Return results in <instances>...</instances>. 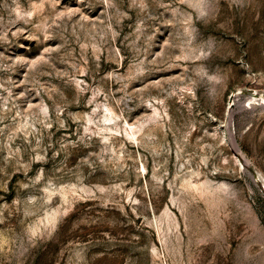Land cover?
I'll use <instances>...</instances> for the list:
<instances>
[{
	"label": "rangeland",
	"instance_id": "1",
	"mask_svg": "<svg viewBox=\"0 0 264 264\" xmlns=\"http://www.w3.org/2000/svg\"><path fill=\"white\" fill-rule=\"evenodd\" d=\"M253 93L264 0H0V264H264Z\"/></svg>",
	"mask_w": 264,
	"mask_h": 264
},
{
	"label": "bare ground",
	"instance_id": "2",
	"mask_svg": "<svg viewBox=\"0 0 264 264\" xmlns=\"http://www.w3.org/2000/svg\"><path fill=\"white\" fill-rule=\"evenodd\" d=\"M235 94H233V96H232V98H235ZM255 103V102H257V103H260V104H264V94H257V93H253L252 94V96L249 98V102H248V104L250 105V104H252V103ZM246 104H247V102H246ZM231 105V104H230ZM243 105V104H242ZM241 107V106H240ZM229 110H231V109H229ZM226 114V113H225ZM231 115V114H230ZM231 117V116H230ZM229 119V118H228ZM229 124V126H230V123H228ZM130 131H131V135L133 136L134 135V133H135V131H134V128L132 127V126H130ZM231 132V131H230ZM231 145H232V147H233V149H235V151L238 153V157H239V159L240 160H238L239 161V163H240V165H245V164H247V159H246V157H245V155L242 153V151L238 148V146L236 145V143L234 142V140L232 139L231 140ZM189 188H191V189H193V190H196V191H199L200 193H202V192H204V193H211L212 192V190L209 188V187H206V188H204L203 190H199V188L198 187H196V186H194V187H192V186H190L189 185ZM163 242V244H165L166 243V241L165 240H163L162 241ZM156 251V250H155ZM156 254H157V252H155Z\"/></svg>",
	"mask_w": 264,
	"mask_h": 264
}]
</instances>
